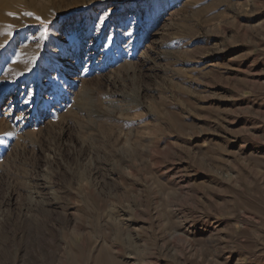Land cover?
Listing matches in <instances>:
<instances>
[{
	"label": "rangeland",
	"instance_id": "obj_1",
	"mask_svg": "<svg viewBox=\"0 0 264 264\" xmlns=\"http://www.w3.org/2000/svg\"><path fill=\"white\" fill-rule=\"evenodd\" d=\"M0 44V264H264V0H0Z\"/></svg>",
	"mask_w": 264,
	"mask_h": 264
},
{
	"label": "snow or ice",
	"instance_id": "obj_2",
	"mask_svg": "<svg viewBox=\"0 0 264 264\" xmlns=\"http://www.w3.org/2000/svg\"><path fill=\"white\" fill-rule=\"evenodd\" d=\"M24 14L27 15V16H32V15H33V13H31V12H26V13H24ZM108 15H109V13H108V12H105L103 15H100V16L98 17V22L95 24V28H96L97 30H99L100 27L104 24V22H105L106 18L108 17ZM35 19H36L37 21H39V22L41 23V25H42V30H40L39 36H38V37H35V36L33 37V39H36V40L38 41V43H37V47L39 48V47H41V43H40V42H41V41H45V40L48 39V36H49V30H48L47 23H46L45 21H43V20L41 19V17L36 16ZM7 35H8V36H11L12 33H11V32H8ZM4 46H5L4 44H0V48H3ZM18 59H19V54L17 55V59H16V60H13V63H16ZM35 62H36V57L34 56V57L32 58V60H31L30 63L34 65ZM25 70H26V71H32V68H31V67H28V68H26ZM49 78H50V79H54V78L51 77V76H50ZM28 94L31 95L30 92H29ZM27 102H28V101L26 100L25 103H27ZM3 135H5V136H10L11 133H10V132H5V133H3ZM0 143H3V141L0 140Z\"/></svg>",
	"mask_w": 264,
	"mask_h": 264
}]
</instances>
